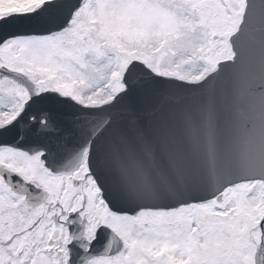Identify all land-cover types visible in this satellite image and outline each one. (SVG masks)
I'll use <instances>...</instances> for the list:
<instances>
[{"label": "snow or ice", "instance_id": "6c2138e0", "mask_svg": "<svg viewBox=\"0 0 264 264\" xmlns=\"http://www.w3.org/2000/svg\"><path fill=\"white\" fill-rule=\"evenodd\" d=\"M0 264H264V0H0Z\"/></svg>", "mask_w": 264, "mask_h": 264}]
</instances>
